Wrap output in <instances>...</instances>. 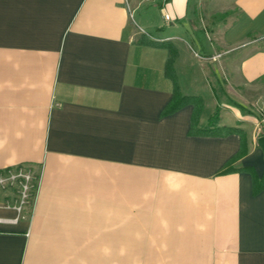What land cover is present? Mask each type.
I'll return each mask as SVG.
<instances>
[{
  "label": "crops",
  "instance_id": "crops-1",
  "mask_svg": "<svg viewBox=\"0 0 264 264\" xmlns=\"http://www.w3.org/2000/svg\"><path fill=\"white\" fill-rule=\"evenodd\" d=\"M259 116L264 0H0V264H264Z\"/></svg>",
  "mask_w": 264,
  "mask_h": 264
},
{
  "label": "rangeland",
  "instance_id": "rangeland-1",
  "mask_svg": "<svg viewBox=\"0 0 264 264\" xmlns=\"http://www.w3.org/2000/svg\"><path fill=\"white\" fill-rule=\"evenodd\" d=\"M137 16L133 19L135 24ZM139 25V24H138ZM194 50L195 49V45ZM177 58V57H176ZM207 79L215 83V79L209 70L205 71ZM225 97L222 96V99ZM259 116L260 122H264V117ZM261 127V126H260ZM39 169L31 165H22L0 172V201L12 207L22 203L31 208L34 201L36 184L39 180Z\"/></svg>",
  "mask_w": 264,
  "mask_h": 264
},
{
  "label": "trees",
  "instance_id": "trees-1",
  "mask_svg": "<svg viewBox=\"0 0 264 264\" xmlns=\"http://www.w3.org/2000/svg\"><path fill=\"white\" fill-rule=\"evenodd\" d=\"M147 42L151 45H158V46L166 47L170 52L169 58L167 60L166 73L173 80L174 96H173L172 100L169 102V104L164 108V110L162 111V114H168V113L174 112L175 110H177L181 106H183L185 103L193 101V102H195L196 107H195V112H194L193 117H192L191 133L214 134L217 130H207V129H202L201 127H199V114H200V110H201V104L199 103L200 98L186 96L180 91L179 84H178V77H177V74H176V71L174 68V61H175L176 57L178 56L177 47L169 41L159 42V41H155L152 39H148ZM226 130H228L227 133H229L231 131H237V132H241V135H242L241 149L236 154L235 158H238V157L246 154L247 150H248V148H247L248 146H247L246 135L243 133V131L240 128H236V127H229V128H226ZM261 134H264V132H262ZM20 166H22V165H18L15 167L18 168ZM11 168H13V167H7L5 169L0 170V172L11 169ZM38 178H39V176H38ZM38 183L39 182H37V184H36V189H37ZM257 183H258V189H261L264 187V174L260 180L259 179L257 180ZM36 189H35V193H36Z\"/></svg>",
  "mask_w": 264,
  "mask_h": 264
},
{
  "label": "water",
  "instance_id": "water-1",
  "mask_svg": "<svg viewBox=\"0 0 264 264\" xmlns=\"http://www.w3.org/2000/svg\"><path fill=\"white\" fill-rule=\"evenodd\" d=\"M258 145L260 146V148L262 149L264 153V134L258 137Z\"/></svg>",
  "mask_w": 264,
  "mask_h": 264
},
{
  "label": "built area",
  "instance_id": "built-area-1",
  "mask_svg": "<svg viewBox=\"0 0 264 264\" xmlns=\"http://www.w3.org/2000/svg\"><path fill=\"white\" fill-rule=\"evenodd\" d=\"M165 17L167 18V19H169L170 18V15L168 14V13H165ZM39 182V181H38ZM38 187V186H37ZM37 190V189H36ZM35 195H36V193L34 194V199H35ZM24 203V200H22V203L21 204H19V205H16L18 208H20L21 207V205Z\"/></svg>",
  "mask_w": 264,
  "mask_h": 264
}]
</instances>
